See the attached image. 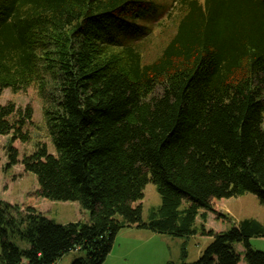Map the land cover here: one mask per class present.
<instances>
[{"label":"trees","instance_id":"trees-1","mask_svg":"<svg viewBox=\"0 0 264 264\" xmlns=\"http://www.w3.org/2000/svg\"><path fill=\"white\" fill-rule=\"evenodd\" d=\"M158 5L174 31L146 56L167 26ZM31 84L55 147L39 141L21 160L37 177L35 195L77 201L89 218L57 223L32 198L23 208L0 198V264H55L75 248L85 256L71 264H103L129 227L213 237L196 261L167 264H264L251 245L264 222L219 232L205 223L222 198L249 192L264 205V0H0V96ZM22 111L0 102L8 165L33 116L30 105ZM149 182L161 203L144 219Z\"/></svg>","mask_w":264,"mask_h":264},{"label":"rangeland","instance_id":"rangeland-1","mask_svg":"<svg viewBox=\"0 0 264 264\" xmlns=\"http://www.w3.org/2000/svg\"><path fill=\"white\" fill-rule=\"evenodd\" d=\"M160 3L170 0H158ZM163 9L162 5L157 6L155 17H159ZM166 18V14H161L160 20ZM168 21V22H167ZM166 26L156 27L151 39L147 42L145 55L151 56L158 52L166 39L174 31L173 24L169 23V18L164 20ZM169 23V24H168ZM161 28H165L162 31ZM48 80V99L54 103L57 99V90L48 75H44ZM13 101L17 108L25 111L30 105L33 109V116L26 120L22 127V132L27 134L25 139L17 138L13 145L17 150L18 163L8 165L9 155L7 153L10 134H0V198L12 204H18L22 208L25 202L32 198L33 206L36 207L46 217L53 219L57 223H69L89 218L88 211L82 209L77 201H50L35 195L38 190V180L34 173L26 171L21 162L25 154H30L36 149L40 141L46 143L50 152L55 153L51 139L48 135L46 122L43 114L44 99L40 96L38 87L35 84L29 85L26 89L13 92L6 88L0 96V102L5 104ZM14 118H18L15 114ZM143 218L147 219L150 207L161 203L160 194L156 186L149 182L144 189ZM217 211H208L206 227L216 232L226 230L235 221L243 218H255L264 222V205L259 203L256 195L245 193L238 197L222 198L217 202ZM218 212L228 214L231 220L224 222L218 220ZM201 219L198 218L197 224L200 225ZM137 237L116 239L111 252L107 255L103 264H167L168 262L180 263L185 259L193 262L199 259L204 249L211 243L213 237L208 235L196 234L189 237H176L166 233L153 232L148 229L134 227ZM137 233V234H136ZM12 240L21 248H29L30 244L20 238ZM251 245L254 249L264 250V237L252 238ZM184 247L187 255L184 258ZM238 250H242L241 245H237ZM85 251L82 249H72L60 257L55 264H71L77 257H84ZM239 264H245L242 259Z\"/></svg>","mask_w":264,"mask_h":264},{"label":"crops","instance_id":"crops-1","mask_svg":"<svg viewBox=\"0 0 264 264\" xmlns=\"http://www.w3.org/2000/svg\"><path fill=\"white\" fill-rule=\"evenodd\" d=\"M134 227H129V228H125V229H122L119 233H118V235H117V237H116V239H122V238H130L131 236L132 237H137L136 235H135V233L134 232H136V231H134ZM134 231V232H133ZM137 234V233H136ZM115 239V240H116Z\"/></svg>","mask_w":264,"mask_h":264}]
</instances>
